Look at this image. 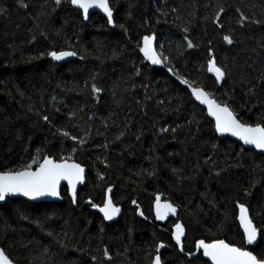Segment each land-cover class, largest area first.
Returning <instances> with one entry per match:
<instances>
[{"label":"trees","instance_id":"1","mask_svg":"<svg viewBox=\"0 0 264 264\" xmlns=\"http://www.w3.org/2000/svg\"><path fill=\"white\" fill-rule=\"evenodd\" d=\"M23 2L26 7L17 0H0L5 9L0 12V171L28 163L37 149L40 156L72 154L73 142L62 144L55 134L58 127L82 135L72 125H90L91 138L72 154L86 168L76 205L66 186L59 202L7 198L0 203V247L15 264H150L159 242L166 245L160 250L163 264H204L202 253L188 257L179 251L171 227L177 219L185 225V253L196 252V239L239 244L242 232L231 215L236 200L250 206L255 226L264 231V154L219 137L187 89L165 66L144 60L136 47L143 35H153L154 48L173 58L175 71L197 79L217 99L228 100L244 122H259L264 118V85L256 81L264 75V24L251 20H264V0H110L113 29L95 12L84 22L67 2L54 10L45 6L50 0ZM220 8L217 27L212 20ZM241 13L248 19L238 23ZM184 27L187 33L181 31ZM225 34L233 44L223 41ZM185 35L197 46L188 49ZM209 47L227 67L222 86L201 70ZM51 50L77 55L54 63L46 55ZM93 84L101 89L95 96ZM253 85L254 94L246 95ZM40 115H48L51 126ZM125 123L126 135L108 143L119 130L116 125L123 129ZM106 143V149L97 147ZM206 157L215 164L205 163ZM109 185L121 213L107 222L87 201L102 206ZM156 193L178 208L177 217L165 224L153 216ZM250 250L264 255V236Z\"/></svg>","mask_w":264,"mask_h":264},{"label":"snow or ice","instance_id":"2","mask_svg":"<svg viewBox=\"0 0 264 264\" xmlns=\"http://www.w3.org/2000/svg\"><path fill=\"white\" fill-rule=\"evenodd\" d=\"M65 2L79 9L84 19L88 18L89 9L95 8L101 10L105 14L109 25H113L114 23L113 9L110 5V0H50V4H46L45 6L53 7L54 10V7H58ZM17 3L20 7H26L23 0H17ZM4 11L5 9L0 8V12ZM171 11L176 12L177 10L173 8ZM221 12H223V8H220V10L215 13L212 20V23L217 27H221L219 23ZM237 12H240V9H237ZM45 14L46 13L43 12L40 13V15ZM177 18L179 19V17ZM246 19H248V17L241 13L237 22L239 23ZM251 23L264 24V20L253 19ZM120 27L123 28L124 26L120 25ZM181 31L187 33L188 28L184 27ZM222 39L229 45L234 42L233 37L228 34L223 35ZM184 40L187 41L186 47L188 49L197 46L187 35L184 36ZM153 41V35H143L136 45L139 53H141L144 60L148 61L150 64L163 65L167 68V71L175 77L176 81L187 89L191 99L198 102L199 105H202L204 109H206L207 116L212 118L215 132L218 134H230L232 137L241 141L243 145L253 146L256 150H259V152L264 153V118H261V120L256 123L244 122L242 119L238 118L237 112L233 109L228 100L221 101L217 99L215 94L205 90L202 83L198 82L197 79H190L180 72L175 71L174 68L170 66V61L173 58L169 55H165L163 51H157L153 46ZM209 43H211V41H209ZM179 47L180 45L178 44V48ZM40 55L44 56L45 53L41 52ZM46 55L53 61H61L66 57L76 56L77 53L69 50H51L48 51ZM114 55H116V53H114ZM201 70L211 74V76L214 77V83L221 86L222 81L228 76L227 67L219 63L211 47L207 50V59L202 64ZM138 71L139 70H137V72ZM256 83L264 85V75H262ZM254 88L255 85L247 88L246 95H253ZM99 92H101V89L93 84L91 88L92 95L95 96ZM159 103L163 102L161 101ZM249 111H252V109L249 108ZM69 115L74 116L75 113H70ZM88 119L91 120L92 117L89 116ZM40 120L51 126L48 115H40ZM189 122H192L191 119ZM127 126V123H125L123 129H121L119 125H116L119 130L108 143L119 142L121 137L126 135ZM104 127L105 131H107L108 125L105 124ZM178 127H180V125H178L177 128ZM72 128H75L77 132H82L83 134L75 135L65 127L56 128L55 134L63 138L61 140L62 144L65 141L73 142L72 154H75L77 151L83 150L90 141L91 126L89 125L88 128H80L78 125H72ZM177 128H172L171 131L175 133ZM160 131L166 132L169 131V129L161 128ZM96 135H103V133L97 131ZM108 143L103 146L97 145V147L106 149ZM213 147H215V145H213ZM40 152L41 149H37V155H34L28 163L19 168L0 171V201H5L7 197L15 195H21L29 200H36L43 197L56 198L60 195L58 187L61 185L62 181H66L71 202L73 205H76V186L83 181L85 172L82 165L73 159L72 154L55 158L48 154L40 156ZM97 159L100 158L98 157ZM209 162L213 165L215 164V161H212L211 157H206L205 163ZM100 163L105 167H109L105 159H100ZM172 171L175 173L178 170L173 169ZM220 171H223V169L216 170L217 176L220 175ZM152 174V172H148L149 176ZM137 175H139V173H137ZM97 179L103 180L104 174L98 173ZM178 179L187 178L178 177ZM111 191L112 186L109 185L105 190L102 206L92 203L91 199L87 201V203L91 204L93 209H98L105 221L112 220L121 211L119 205L115 204L109 195ZM249 194V190L245 189V195ZM132 204H137L135 199L132 200ZM136 211L138 215H144L138 205ZM152 211L154 212L155 219L158 221L165 220L169 215H178L177 206L166 199H162L160 193L154 194ZM196 211L198 213V209ZM223 215L226 221L229 217V213L225 212ZM231 215L233 219L238 222V227L242 232V242L239 244L220 238L211 240L202 238L196 239L194 242L196 252L188 251L185 253L182 238H186V227L179 219H177L171 227V240L175 242V246L179 251L188 257H194L197 252L202 253V256L206 258L204 264H264V255L254 254V252L250 250V248L255 247L259 243V238L264 236V231H261L255 226L251 216L250 206L236 200L234 202V211ZM221 226L222 225H217V227ZM164 247H166V245L163 242L155 244L156 254L151 256L150 264H162L160 250ZM103 255L105 258H108L109 252L105 250ZM92 259L95 261L96 257L93 256ZM0 264H15L14 260L10 258L4 249H0Z\"/></svg>","mask_w":264,"mask_h":264},{"label":"water","instance_id":"3","mask_svg":"<svg viewBox=\"0 0 264 264\" xmlns=\"http://www.w3.org/2000/svg\"><path fill=\"white\" fill-rule=\"evenodd\" d=\"M72 6V5H71ZM73 8H75L74 6H72ZM75 9H77V8H75ZM79 10V9H78ZM80 11V10H79ZM81 12V11H80ZM98 13V14H100V15H102L106 20H107V17L105 16V14L101 11V10H99V9H95V8H93V9H89V13H88V18L87 19H84V16H83V14H82V12H81V14H82V17H83V20H84V22H87L88 21V19H89V16H90V14L91 13ZM113 20H114V12H113ZM109 25V24H108ZM109 27L110 28H114V23H113V25H109ZM70 51V50H69ZM75 58V56H73V57H66V58H64L63 60H61V61H53V60H51V58L50 57H48V59L49 60H51V61H53L54 63H61V62H64V61H67V60H71V59H74ZM196 102V101H195ZM197 104H198V102H196ZM199 105V104H198ZM201 107H203L202 105H200ZM204 108V107H203ZM205 111H206V109H205ZM211 120H212V118L211 117H209ZM217 135L219 136V137H229V138H231V139H233V140H235L236 142H238L239 144H241L243 147H246V148H252L253 150H255L257 153H261V152H259V150H256L253 146H249V145H243V143L241 142V141H239L237 138H235V137H232L230 134H218L217 133ZM264 154V153H263ZM78 163V162H77ZM82 167L84 168V170H85V172H84V178H83V181L81 182V183H78L77 184V186H76V199H77V194H78V190H79V188L81 187V186H83L84 185V183H85V176H86V168L82 165ZM63 186H66V188H67V192H68V186H67V182L66 181H62L61 182V185L58 187V192L59 193H61V189H62V187ZM68 195H69V193H68ZM70 197V196H69ZM7 198H21V199H23V200H25V201H29V202H34V203H39V202H46V201H61L62 200V198H61V194L59 195V197H56V198H53V197H43V198H39V199H36V200H29L28 198H26V197H23V196H21V195H15V196H9V197H7ZM6 198V199H7ZM70 199H71V197H70ZM4 201H0V203H3ZM120 207V206H119ZM93 211H96V212H98L102 217H103V215L98 211V209H93V208H91ZM120 209H121V207H120ZM120 213H121V211L117 214V216L116 217H114L112 220H109V221H107V222H110V221H113V220H115V219H117L118 217H119V215H120ZM153 216H154V218H155V215H154V212H153ZM177 216H172V215H169L168 217H166L165 218V220H163V221H158V220H156V222L157 223H159V224H165L169 219H171V218H176ZM0 249H2L1 247H0ZM163 264V263H162Z\"/></svg>","mask_w":264,"mask_h":264}]
</instances>
